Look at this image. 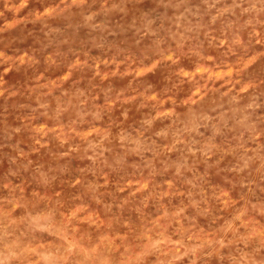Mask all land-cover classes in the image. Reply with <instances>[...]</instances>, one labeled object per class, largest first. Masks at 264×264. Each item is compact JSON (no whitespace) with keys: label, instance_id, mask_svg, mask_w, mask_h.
I'll use <instances>...</instances> for the list:
<instances>
[{"label":"rangeland","instance_id":"374dc122","mask_svg":"<svg viewBox=\"0 0 264 264\" xmlns=\"http://www.w3.org/2000/svg\"><path fill=\"white\" fill-rule=\"evenodd\" d=\"M0 261L264 264V0H0Z\"/></svg>","mask_w":264,"mask_h":264},{"label":"clouds","instance_id":"9594fccd","mask_svg":"<svg viewBox=\"0 0 264 264\" xmlns=\"http://www.w3.org/2000/svg\"><path fill=\"white\" fill-rule=\"evenodd\" d=\"M153 98H154V97H153ZM161 243H166V241H161ZM68 251L71 252V251H73V249L69 248ZM168 251H169V250L166 249V250L164 251V254L167 255V254H168ZM175 251H176V252H180V247L177 246V247L175 248ZM37 255H38V254H37ZM181 255H183V253H181ZM176 258H180V257L178 256V257H176ZM0 264H3V262L0 261Z\"/></svg>","mask_w":264,"mask_h":264}]
</instances>
